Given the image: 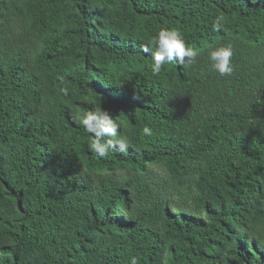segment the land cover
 <instances>
[{
  "label": "trees",
  "instance_id": "trees-1",
  "mask_svg": "<svg viewBox=\"0 0 264 264\" xmlns=\"http://www.w3.org/2000/svg\"><path fill=\"white\" fill-rule=\"evenodd\" d=\"M59 1L0 0V264H264V0ZM162 27L194 64L152 72ZM98 103L126 153L70 119Z\"/></svg>",
  "mask_w": 264,
  "mask_h": 264
},
{
  "label": "clouds",
  "instance_id": "clouds-1",
  "mask_svg": "<svg viewBox=\"0 0 264 264\" xmlns=\"http://www.w3.org/2000/svg\"><path fill=\"white\" fill-rule=\"evenodd\" d=\"M223 18L217 17L212 24L214 31H220ZM154 50L148 45L141 44L140 50L150 54L152 59V72L158 74L165 64L176 62L178 65L189 66L197 61L200 52L189 47L185 37L178 29L162 27L152 38ZM234 50L231 44L216 46L208 50V59L211 62L212 70L220 76L231 75L234 71L233 58ZM67 95V89H64ZM70 119L78 126H81L90 135L91 142L89 150L97 156L104 158L109 153H126L130 147V140L123 132V124L115 119L108 111L103 110L99 103L91 107L87 112L73 109L70 112ZM142 133L145 137H152L153 130L144 126ZM128 264H140L136 256L129 257Z\"/></svg>",
  "mask_w": 264,
  "mask_h": 264
},
{
  "label": "rangeland",
  "instance_id": "rangeland-1",
  "mask_svg": "<svg viewBox=\"0 0 264 264\" xmlns=\"http://www.w3.org/2000/svg\"><path fill=\"white\" fill-rule=\"evenodd\" d=\"M59 6L64 10V14H68V11L66 9V5L64 3V1H59ZM154 170L156 171V173L158 175H160L161 177L163 178H168V174L165 170V167L163 165H158L154 168ZM195 178V175L191 172L188 177L185 179V182L188 184V183H191L192 180ZM171 181V180H170ZM261 189H262V193H263V196H262V201L260 203V206L261 208L264 210V181L262 182V185H261ZM180 195L183 196V194L181 193ZM180 195H178L180 197ZM202 218H204V215L201 216ZM166 244H169V241L167 240L166 241ZM166 258V252L164 253V259ZM251 262H248V264H250Z\"/></svg>",
  "mask_w": 264,
  "mask_h": 264
}]
</instances>
